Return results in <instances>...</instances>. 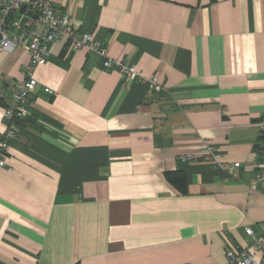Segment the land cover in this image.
I'll use <instances>...</instances> for the list:
<instances>
[{
	"label": "crops",
	"instance_id": "crops-1",
	"mask_svg": "<svg viewBox=\"0 0 264 264\" xmlns=\"http://www.w3.org/2000/svg\"><path fill=\"white\" fill-rule=\"evenodd\" d=\"M52 3L157 87L51 44L0 168V264H224L245 227L264 230V0ZM28 61L21 45L0 51L3 92ZM204 143L224 166L181 160Z\"/></svg>",
	"mask_w": 264,
	"mask_h": 264
},
{
	"label": "built area",
	"instance_id": "built-area-1",
	"mask_svg": "<svg viewBox=\"0 0 264 264\" xmlns=\"http://www.w3.org/2000/svg\"><path fill=\"white\" fill-rule=\"evenodd\" d=\"M22 6L24 10L20 11ZM61 39L69 52L81 49L95 52L102 58V68L116 70L123 80L144 83L149 88L157 87L155 76H145L133 64L115 60L90 33L78 31L69 14L54 8L52 0H0V51L13 50L21 45L29 54V61L22 68L24 77L14 89L7 94L0 85L5 123L4 130L0 132V168L5 166L4 156L10 141L18 135L19 121L29 112L28 104L37 85L32 70L49 59L51 44ZM42 92L54 94L47 86L42 88ZM257 124L264 137V113ZM255 153V180L264 185V140L256 147ZM218 155L214 146L205 143L199 156L186 154L181 156V160L203 159L222 167L225 164L219 161ZM231 167L238 169L240 163L233 162ZM244 233L247 236L244 244L225 246L224 264H264V230L255 232L251 227H245Z\"/></svg>",
	"mask_w": 264,
	"mask_h": 264
},
{
	"label": "trees",
	"instance_id": "trees-1",
	"mask_svg": "<svg viewBox=\"0 0 264 264\" xmlns=\"http://www.w3.org/2000/svg\"><path fill=\"white\" fill-rule=\"evenodd\" d=\"M68 57L69 56H67L66 60L68 59ZM1 99H2V96L0 95V101ZM2 104H4L3 100H2ZM166 176L173 186H181L183 184V173L180 171L167 173ZM180 189H182V187H180ZM74 264H78V263H74Z\"/></svg>",
	"mask_w": 264,
	"mask_h": 264
},
{
	"label": "water",
	"instance_id": "water-1",
	"mask_svg": "<svg viewBox=\"0 0 264 264\" xmlns=\"http://www.w3.org/2000/svg\"><path fill=\"white\" fill-rule=\"evenodd\" d=\"M24 10V6H22L21 8H20V11H23Z\"/></svg>",
	"mask_w": 264,
	"mask_h": 264
},
{
	"label": "rangeland",
	"instance_id": "rangeland-1",
	"mask_svg": "<svg viewBox=\"0 0 264 264\" xmlns=\"http://www.w3.org/2000/svg\"><path fill=\"white\" fill-rule=\"evenodd\" d=\"M205 144V143H204ZM208 144V143H207Z\"/></svg>",
	"mask_w": 264,
	"mask_h": 264
}]
</instances>
